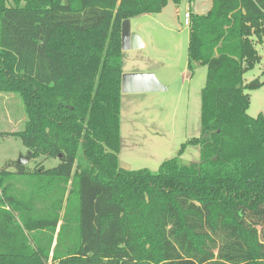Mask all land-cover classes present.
Returning a JSON list of instances; mask_svg holds the SVG:
<instances>
[{"label":"trees","instance_id":"trees-1","mask_svg":"<svg viewBox=\"0 0 264 264\" xmlns=\"http://www.w3.org/2000/svg\"><path fill=\"white\" fill-rule=\"evenodd\" d=\"M182 0H0V92L18 94L31 159L0 171V264H264V114L244 81L264 0L191 12L207 66L201 134L158 171L121 167L122 22ZM188 145L200 161L185 163ZM86 165H75L80 153Z\"/></svg>","mask_w":264,"mask_h":264},{"label":"rangeland","instance_id":"rangeland-1","mask_svg":"<svg viewBox=\"0 0 264 264\" xmlns=\"http://www.w3.org/2000/svg\"><path fill=\"white\" fill-rule=\"evenodd\" d=\"M212 0H182L169 2L160 13H145L131 18V29L141 36L144 46L124 50L125 71L152 72L167 86L166 90L124 93L121 98L120 165L126 169L148 168L158 171L161 163L178 155L182 144L201 134L202 90L206 85L207 66L195 64L190 68L188 46L190 27L185 23L188 4L206 12ZM261 61L245 72L244 81L264 80V45L257 44ZM249 114H264V85L248 89ZM25 106L15 93L0 92V171L5 164L28 155V148L20 137L4 132L21 130L26 124ZM200 148L188 145L180 155L185 163L200 161ZM46 167L59 162L58 158L31 159L29 164L41 161ZM88 162L80 151L78 164Z\"/></svg>","mask_w":264,"mask_h":264},{"label":"water","instance_id":"water-1","mask_svg":"<svg viewBox=\"0 0 264 264\" xmlns=\"http://www.w3.org/2000/svg\"><path fill=\"white\" fill-rule=\"evenodd\" d=\"M144 46L143 39L131 29V19L122 22V49H137ZM167 86L158 80L152 72H124L122 75V91L124 93H141L166 90ZM30 155H21L17 162L28 164Z\"/></svg>","mask_w":264,"mask_h":264},{"label":"crops","instance_id":"crops-1","mask_svg":"<svg viewBox=\"0 0 264 264\" xmlns=\"http://www.w3.org/2000/svg\"><path fill=\"white\" fill-rule=\"evenodd\" d=\"M211 7H212V1H211L210 8ZM210 8L208 9V11L210 10ZM187 10H190L191 12H196V13H206L207 12V11L206 12L196 11V10L193 9V6L191 4H188ZM124 72H127V71H125V69H124ZM128 72H130V71H128Z\"/></svg>","mask_w":264,"mask_h":264},{"label":"built area","instance_id":"built-area-1","mask_svg":"<svg viewBox=\"0 0 264 264\" xmlns=\"http://www.w3.org/2000/svg\"><path fill=\"white\" fill-rule=\"evenodd\" d=\"M191 11L187 10L185 13V23L186 25H190Z\"/></svg>","mask_w":264,"mask_h":264}]
</instances>
